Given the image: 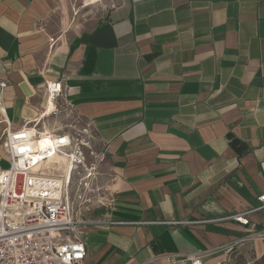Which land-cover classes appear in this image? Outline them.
<instances>
[{
    "label": "crops",
    "instance_id": "obj_1",
    "mask_svg": "<svg viewBox=\"0 0 264 264\" xmlns=\"http://www.w3.org/2000/svg\"><path fill=\"white\" fill-rule=\"evenodd\" d=\"M78 8L0 0V80L12 131L67 132L79 115L108 147L112 199L80 227L86 264L260 260L264 211L232 217L264 196V0H118L91 28ZM179 221L203 224H155Z\"/></svg>",
    "mask_w": 264,
    "mask_h": 264
},
{
    "label": "built area",
    "instance_id": "obj_2",
    "mask_svg": "<svg viewBox=\"0 0 264 264\" xmlns=\"http://www.w3.org/2000/svg\"><path fill=\"white\" fill-rule=\"evenodd\" d=\"M8 87L7 81L0 80V126L6 125L2 145L9 163V168L0 172V264H86L87 244L80 233L69 189L84 171L96 170L98 158L109 163L108 147L101 143L94 125L79 115L73 117L67 132L47 131L38 123H25L22 129L12 131L5 107ZM46 91L50 103L64 97L60 82L48 84ZM42 137L51 139L55 149L35 150L36 141ZM56 151L71 160L68 176L54 170L43 172ZM38 167L41 169L36 172ZM257 200L256 208L232 218L248 225L245 217L264 211V196ZM155 224L195 226L203 223ZM142 264L206 263L199 256L162 255Z\"/></svg>",
    "mask_w": 264,
    "mask_h": 264
},
{
    "label": "rangeland",
    "instance_id": "obj_3",
    "mask_svg": "<svg viewBox=\"0 0 264 264\" xmlns=\"http://www.w3.org/2000/svg\"><path fill=\"white\" fill-rule=\"evenodd\" d=\"M86 1L88 0H76L79 4L77 13L80 14L81 21L86 24V28H91L118 2V0H98L94 6L84 9ZM97 151L98 155H101L99 147H97ZM1 166L3 168L9 167L5 162ZM50 166L48 165L43 172H51L53 171L51 168L56 167L54 163ZM96 166V170L84 171L73 180L69 189L79 227L93 222L95 213L106 208L112 199L114 178L109 163L101 162L98 158ZM231 257L234 261L233 264H257L250 251H238L233 253ZM262 262L260 263L264 264V261Z\"/></svg>",
    "mask_w": 264,
    "mask_h": 264
},
{
    "label": "bare ground",
    "instance_id": "obj_4",
    "mask_svg": "<svg viewBox=\"0 0 264 264\" xmlns=\"http://www.w3.org/2000/svg\"><path fill=\"white\" fill-rule=\"evenodd\" d=\"M98 0H90L91 4L96 3ZM89 5V4H88ZM55 149V146L53 145V142L51 139H48L47 137H42L40 140L38 139L35 144V150L41 151V150H47L51 148ZM51 151V150H50ZM55 164L56 167H52L54 171L61 172L62 174H65L68 176L70 174L71 167V160L67 159L66 156L61 155L56 151L55 156L50 158L45 165ZM51 167V166H50ZM41 167H38L35 169L36 172H39Z\"/></svg>",
    "mask_w": 264,
    "mask_h": 264
},
{
    "label": "trees",
    "instance_id": "obj_5",
    "mask_svg": "<svg viewBox=\"0 0 264 264\" xmlns=\"http://www.w3.org/2000/svg\"><path fill=\"white\" fill-rule=\"evenodd\" d=\"M262 261H264V256L260 260H257V264H262L263 263ZM260 262H262V263H260Z\"/></svg>",
    "mask_w": 264,
    "mask_h": 264
}]
</instances>
